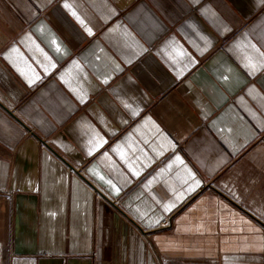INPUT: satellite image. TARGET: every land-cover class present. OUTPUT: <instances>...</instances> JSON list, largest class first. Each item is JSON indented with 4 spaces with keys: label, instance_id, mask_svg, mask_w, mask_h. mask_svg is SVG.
<instances>
[{
    "label": "crops",
    "instance_id": "obj_1",
    "mask_svg": "<svg viewBox=\"0 0 264 264\" xmlns=\"http://www.w3.org/2000/svg\"><path fill=\"white\" fill-rule=\"evenodd\" d=\"M0 264H264V0H0Z\"/></svg>",
    "mask_w": 264,
    "mask_h": 264
},
{
    "label": "snow or ice",
    "instance_id": "obj_2",
    "mask_svg": "<svg viewBox=\"0 0 264 264\" xmlns=\"http://www.w3.org/2000/svg\"><path fill=\"white\" fill-rule=\"evenodd\" d=\"M66 7H67V5H66Z\"/></svg>",
    "mask_w": 264,
    "mask_h": 264
}]
</instances>
